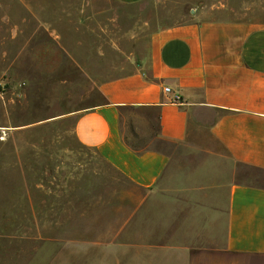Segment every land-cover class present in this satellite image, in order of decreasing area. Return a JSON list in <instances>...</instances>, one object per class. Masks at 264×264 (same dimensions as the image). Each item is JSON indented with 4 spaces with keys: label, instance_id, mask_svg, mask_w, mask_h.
<instances>
[{
    "label": "crops",
    "instance_id": "crops-1",
    "mask_svg": "<svg viewBox=\"0 0 264 264\" xmlns=\"http://www.w3.org/2000/svg\"><path fill=\"white\" fill-rule=\"evenodd\" d=\"M34 1L23 0L17 12L7 7L2 67L41 72L49 63L53 85L59 62L70 61L94 97L56 116L74 117L78 144L94 149L132 185L161 195L160 207H147L159 215L151 236L98 243L94 262L264 264V24L159 26L144 49L131 53L128 71L107 76L104 65L66 50L57 20ZM172 94L183 102L170 103Z\"/></svg>",
    "mask_w": 264,
    "mask_h": 264
},
{
    "label": "rangeland",
    "instance_id": "rangeland-1",
    "mask_svg": "<svg viewBox=\"0 0 264 264\" xmlns=\"http://www.w3.org/2000/svg\"><path fill=\"white\" fill-rule=\"evenodd\" d=\"M34 2L57 20L66 50L89 58L90 65H104L107 76L128 71L131 53L144 49L147 35L159 26L194 20L264 24V0ZM22 3L0 0V264H87L88 258L96 264L98 243L151 236L157 214L147 209L160 207L161 195L132 185L94 149L78 144L74 117L56 116L94 97L70 61L59 62L53 85L49 63L41 72L2 67L3 16L7 7L17 12Z\"/></svg>",
    "mask_w": 264,
    "mask_h": 264
},
{
    "label": "built area",
    "instance_id": "built-area-1",
    "mask_svg": "<svg viewBox=\"0 0 264 264\" xmlns=\"http://www.w3.org/2000/svg\"><path fill=\"white\" fill-rule=\"evenodd\" d=\"M163 92L166 94V95H170L171 94V91L168 87H164L163 88ZM169 102L170 103H173V104H181L183 101L181 99V97L177 94H172L169 98Z\"/></svg>",
    "mask_w": 264,
    "mask_h": 264
}]
</instances>
